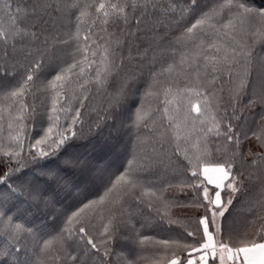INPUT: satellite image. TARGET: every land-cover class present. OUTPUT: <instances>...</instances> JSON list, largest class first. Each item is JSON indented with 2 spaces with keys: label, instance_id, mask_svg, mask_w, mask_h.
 I'll list each match as a JSON object with an SVG mask.
<instances>
[{
  "label": "snow or ice",
  "instance_id": "6c2138e0",
  "mask_svg": "<svg viewBox=\"0 0 264 264\" xmlns=\"http://www.w3.org/2000/svg\"><path fill=\"white\" fill-rule=\"evenodd\" d=\"M0 46L14 61L0 83V264H82L79 249L114 264L117 241L132 246L119 264H142L133 249L151 238L137 224L165 222L182 231L156 242L154 264H264V8L0 0ZM91 94L104 105L86 123ZM246 107L260 109L250 134L234 123ZM177 166L186 179L167 183ZM172 187L202 210L193 230L170 214L186 206ZM61 192L74 210L57 207ZM238 202L243 231L229 220ZM33 207L50 225L27 219Z\"/></svg>",
  "mask_w": 264,
  "mask_h": 264
},
{
  "label": "trees",
  "instance_id": "16d2710c",
  "mask_svg": "<svg viewBox=\"0 0 264 264\" xmlns=\"http://www.w3.org/2000/svg\"><path fill=\"white\" fill-rule=\"evenodd\" d=\"M162 2L167 5L169 3H173L178 6H184L185 0H162ZM200 7L209 6L212 3V0H198ZM250 6L256 8H264V0H247ZM178 15V9H177ZM259 50V49H258ZM14 61L8 57L6 58L3 55L2 46H0V83H6L8 78L4 76L5 71L11 72L12 65ZM227 88V84L224 85ZM245 104L247 101L245 100ZM104 105V97L103 95L91 94L89 99L85 102V106L82 109V118L87 123L89 121H94L97 118L98 113ZM260 109L259 107H246L241 110L239 115L241 116V120L239 122L244 125L245 130L254 129L257 124L260 122L259 117ZM38 126L36 131H38ZM36 131L30 130L31 137L36 136ZM174 145L169 146L168 151L171 154L174 149ZM252 148L253 151H256V141L254 139H249L242 144V149L245 153H247L248 149ZM123 158V157H122ZM173 159L178 160L181 164L185 163L182 157L176 156ZM119 163V161H118ZM187 174L184 169L177 166L173 170H170L165 177V181L172 185H176L181 181L186 179ZM169 199H174L182 205H186L183 207H173L170 211L171 216L178 221H181L189 230H193L195 228V224L192 221H195L196 218L200 215L202 210L197 209L191 206L192 199V191L191 189H185L183 192L178 187H172L168 189L165 194ZM61 203L57 205L58 208H65L68 211L74 210V204L71 198L65 199L64 193H60L57 197ZM239 199H243L240 197ZM238 210V212H237ZM27 219L32 220L35 219L36 224H49L51 223V217H47L44 213V210H36L35 207L32 208L31 213L28 215ZM139 219V217H137ZM251 217L240 207V203L238 202L233 210V215L229 217V220L234 222L235 225L241 230H245L249 228V220ZM135 222V221H133ZM61 223V221H57V226ZM96 228L102 230L100 228L101 221L99 218L95 221ZM137 229L141 232L142 236L150 237L151 239L147 241L143 246H135L133 249L135 252L136 258L146 257L148 259L144 260L142 264H154L156 260V252H155V244L159 240L163 239H173L177 236V234L181 233V227L177 225H168L165 223H153L147 227L141 228L139 224H137ZM5 240H0V245L5 244ZM36 244V241L30 237L26 236L21 241L20 244L17 245L25 250L26 254L31 256L33 248ZM132 248V246L128 245L125 241H117L114 245L113 251L114 256L112 257L114 264H119L118 257L123 256L126 252ZM122 249L124 251H122ZM23 254V253H22ZM74 255H78L82 261V264H100V258L102 256V252L99 255L94 254V250L88 249L87 254H85V250L79 249L73 253ZM162 254V253H161Z\"/></svg>",
  "mask_w": 264,
  "mask_h": 264
},
{
  "label": "rangeland",
  "instance_id": "374dc122",
  "mask_svg": "<svg viewBox=\"0 0 264 264\" xmlns=\"http://www.w3.org/2000/svg\"><path fill=\"white\" fill-rule=\"evenodd\" d=\"M193 258H195L197 261H198V255L197 254H194V257ZM217 264H218V261H217ZM226 264H231V262H226Z\"/></svg>",
  "mask_w": 264,
  "mask_h": 264
}]
</instances>
